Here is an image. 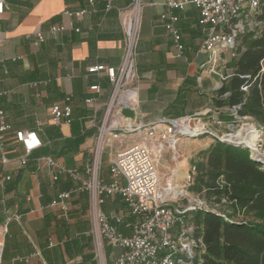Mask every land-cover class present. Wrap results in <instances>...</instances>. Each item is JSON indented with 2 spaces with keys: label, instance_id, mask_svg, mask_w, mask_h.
Instances as JSON below:
<instances>
[{
  "label": "crops",
  "instance_id": "obj_1",
  "mask_svg": "<svg viewBox=\"0 0 264 264\" xmlns=\"http://www.w3.org/2000/svg\"><path fill=\"white\" fill-rule=\"evenodd\" d=\"M107 1L8 0L0 14V108L15 129L35 130L42 142L22 164L23 147L13 137L7 140L12 161L0 167L1 264H114L123 250L94 232L88 191L72 193L67 215L59 205H52L60 193L77 183L68 175L54 180L41 159L52 156L84 173L92 157L112 84L105 72H89L88 68L97 63H121L125 52L121 11L130 3L112 0L107 10ZM172 1L186 0H143L136 55L138 104L135 116H127L134 123H156L206 111L215 114L220 109L215 101L223 76L230 72L231 53L224 49L214 61L203 49L211 25L200 24L198 8L188 3L184 9L173 10L179 16L176 25L184 46L179 54L161 19ZM81 9L88 10L82 18L65 13ZM54 24L68 27L52 35ZM38 32L46 37L40 45L35 44ZM97 84L101 91H91ZM69 95L71 121L55 123L52 106L64 103ZM91 96L97 98L94 105L86 103ZM128 137L102 148L99 178L104 183L114 180L111 167L116 153L132 144L137 135ZM187 161L183 157L175 168L178 183L189 169ZM119 181L126 184L123 176ZM101 198L100 209L123 215L122 223L112 222L123 234L131 235L133 229L127 223L134 217L124 197L104 193Z\"/></svg>",
  "mask_w": 264,
  "mask_h": 264
},
{
  "label": "built area",
  "instance_id": "obj_2",
  "mask_svg": "<svg viewBox=\"0 0 264 264\" xmlns=\"http://www.w3.org/2000/svg\"><path fill=\"white\" fill-rule=\"evenodd\" d=\"M8 0H0V14L4 12ZM93 4V0H90ZM194 4L200 13V24L211 25L203 49L217 60V54L222 50H230L235 46V39L244 30V24L231 21L252 12L259 5V0H186L172 1L169 10L163 13L161 19L167 30L172 34L175 45L182 53L184 48L180 41L179 29L176 25L179 16L174 9H184L188 4ZM143 0H130L129 5L121 11L122 25L125 32V52L119 65L97 63L88 68L89 72H105L112 84L111 96L106 104L105 115L98 125L96 146L92 157L85 165L84 173L76 167H68L52 156L43 159L48 166V174L57 180L61 175H68L77 186L60 193L52 202L59 205L63 215H67V200L74 191H88L91 195V215L94 221V232L107 239L112 245L123 250L114 264H195L202 254V239L193 235L194 227L189 224L186 213L196 207H206L201 198L194 203L182 206L180 199L188 194L187 187L192 184L197 171L195 165H190L182 183L177 182L176 173L171 172L165 184L162 183L158 169V156L167 147H174L181 138H196L203 134H214L212 123L221 124L219 120H209L205 113L189 114L177 118L162 119L156 123L132 122L124 115V108L135 111L138 104L137 81V45L140 33V18ZM112 7V0L107 1V10ZM87 9L78 11L66 10L70 17L82 18ZM73 22L70 20L69 26ZM65 24H54L50 33L56 35L67 29ZM229 27V30L225 28ZM80 31L79 27L75 28ZM42 32L37 33L36 45L45 41ZM232 69L228 75H230ZM226 76H223L225 78ZM246 90L247 87H244ZM91 91L100 92V85H92ZM71 95L64 103H55L51 113L55 123L70 122L72 107ZM97 98L88 97L86 103L94 105ZM233 111L236 110L234 106ZM246 117V116H244ZM135 133L134 142L116 153L111 172L114 180L111 184L104 183L99 178L100 158L102 148L112 140H128V134ZM229 134V133H228ZM13 137L24 149L25 154L20 163L26 164L31 152L42 145L38 132L35 130L15 129L7 120L6 112L0 108V167L12 161L7 154L6 143ZM126 179L122 185L119 177ZM6 179H10L9 176ZM120 193L127 204L133 222L131 235L123 234L117 224L124 221L123 215L107 214L100 209L102 194ZM115 220L117 224L113 223ZM3 243L0 242V264L2 263Z\"/></svg>",
  "mask_w": 264,
  "mask_h": 264
},
{
  "label": "trees",
  "instance_id": "obj_3",
  "mask_svg": "<svg viewBox=\"0 0 264 264\" xmlns=\"http://www.w3.org/2000/svg\"><path fill=\"white\" fill-rule=\"evenodd\" d=\"M244 30L235 39L228 68L217 91L218 111L205 113L209 120L233 125L236 116H250L264 127V97L256 82L264 84V0L240 18ZM229 30V27L225 28ZM263 70V72H262ZM244 87H247L245 90ZM236 107L233 111L232 108ZM227 108V109H224ZM190 190L206 193V204H220V212L196 207L186 213L195 238L202 239V254L195 264H264V159L248 147L216 138L201 150ZM240 214L249 219H237Z\"/></svg>",
  "mask_w": 264,
  "mask_h": 264
},
{
  "label": "rangeland",
  "instance_id": "obj_4",
  "mask_svg": "<svg viewBox=\"0 0 264 264\" xmlns=\"http://www.w3.org/2000/svg\"><path fill=\"white\" fill-rule=\"evenodd\" d=\"M264 70V69H263ZM262 70V72H263ZM259 90H263V97H264V84H261V81H257L256 82ZM212 123V130L215 133L214 134H203L199 137L196 138H181L178 143L173 147H167L164 150L163 154H160L158 156V169L160 171V175L162 178V183L165 184L168 180V177L170 176L171 172L174 171L175 172V168L177 167L179 160H181L183 157H187L188 159V163L190 165H192V162L194 160L197 161V157L199 152L201 150H204L206 148H208L211 143H213L215 141L216 138H223L225 134L228 133H235L236 131H238L240 129V127L243 124L249 123L251 125H254V131L258 130L261 133V137L259 138V140L257 141V149L258 152L262 153L259 156L260 158L264 159V127L262 125H259L257 122H255L253 120L252 117L250 116H236L235 118V122L233 123V125H228L227 123H221V124H217L214 121H210ZM256 128V129H255ZM196 140L197 146H194L193 140ZM130 144V142H128ZM180 150V154H177L176 151ZM252 155H254L252 153ZM189 165V166H190ZM177 177V175H176ZM185 175L180 179V182H183L185 179ZM188 190V194L186 195V197L180 199V204L182 206H187L188 204L194 203L195 199H206V193L203 192L202 195L195 193L193 191L190 190V185L187 187ZM214 206H211V204H207V207L213 209L214 211H218L220 212V204L219 203H214ZM249 219L250 215H244V214H240L237 219Z\"/></svg>",
  "mask_w": 264,
  "mask_h": 264
},
{
  "label": "bare ground",
  "instance_id": "obj_5",
  "mask_svg": "<svg viewBox=\"0 0 264 264\" xmlns=\"http://www.w3.org/2000/svg\"><path fill=\"white\" fill-rule=\"evenodd\" d=\"M260 137L261 133L258 130L254 131V125L246 123L243 124L235 133L225 134L223 138L234 142H243L246 145L257 148V141Z\"/></svg>",
  "mask_w": 264,
  "mask_h": 264
},
{
  "label": "water",
  "instance_id": "obj_6",
  "mask_svg": "<svg viewBox=\"0 0 264 264\" xmlns=\"http://www.w3.org/2000/svg\"><path fill=\"white\" fill-rule=\"evenodd\" d=\"M123 113H124L125 116H131V117H134L135 116L134 115L135 114V111L132 110V109H130V108H128V107L127 108H124ZM229 134H231V133H229ZM221 139L223 141L227 142V143H232V144H235V145L248 147L252 151V153L254 155H258L259 156L260 154H262V153L258 152V149L257 148H253L252 146L246 145L243 142H234V141H230V140L225 139V138H221Z\"/></svg>",
  "mask_w": 264,
  "mask_h": 264
}]
</instances>
